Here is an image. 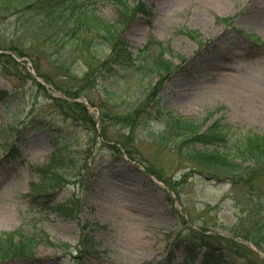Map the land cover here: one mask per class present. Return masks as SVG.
Listing matches in <instances>:
<instances>
[{"label":"rangeland","instance_id":"rangeland-1","mask_svg":"<svg viewBox=\"0 0 264 264\" xmlns=\"http://www.w3.org/2000/svg\"><path fill=\"white\" fill-rule=\"evenodd\" d=\"M85 2L93 32L131 17L121 33L136 62L102 67L98 76L85 48L75 52L77 42L60 34L35 43L51 85L34 76L30 58L0 61V90L8 92L0 95V240L24 237L32 254L3 260L0 250V264H211L207 245L194 252L198 232L231 262L264 264V184L209 179L186 143L188 124L218 125L229 145L246 134L264 137V0ZM7 3L0 2L1 47L18 26L29 30L6 17ZM31 36L14 40L23 49ZM145 48L151 61L169 60L171 71H146ZM61 53L71 69L55 62ZM66 93L80 94L75 101L94 130L49 98ZM43 169L56 174L49 179Z\"/></svg>","mask_w":264,"mask_h":264},{"label":"trees","instance_id":"trees-1","mask_svg":"<svg viewBox=\"0 0 264 264\" xmlns=\"http://www.w3.org/2000/svg\"><path fill=\"white\" fill-rule=\"evenodd\" d=\"M6 1H8L6 4L7 8L3 9L10 12L6 15V17L14 15L20 24L27 22L28 29L31 31L22 26H18V28L14 31L15 33L13 35L12 42H10V44L6 47L0 46V51L4 52L0 54V61L3 60L5 64H20L16 61L13 55L19 58H30L36 67L38 76L44 78L49 84H53V82H51L42 72L41 67L38 65L39 63L36 62L37 53L41 49L38 45H35V43L37 40L38 44H40V38H43V42L46 44L48 40L52 39L57 34L65 35V37L62 38V42L63 39L66 38H72L76 41L77 45L75 46V52L77 51L83 53L85 48L84 51H86L88 68H91L92 66L100 67L98 76L104 71L103 70L101 72L102 67L110 65V68L111 65H114L123 68L126 66H134L136 62V59L133 58V54L128 49V43H126L121 33L123 26L130 20L131 17L123 18L121 21L114 24H99L97 32H93L90 27L87 26L88 22H86L82 16L85 15V0H0V2ZM37 23H39V25H37ZM31 24L36 25V29H34ZM25 31L32 36L30 40L27 39L25 42L27 43V46L24 44V48L22 49L16 44L14 39L17 38V43L20 39L25 40ZM93 46L96 49L94 52ZM103 48L107 49V51L104 52L102 50ZM97 49H101L102 55L98 53ZM57 50L59 53L61 52L59 48H57ZM7 51L10 53H6ZM58 51H55L54 54H57ZM44 52L47 56L49 55L48 48L44 49ZM67 54L64 56L61 53V56L59 55L58 57L59 60L57 58L55 60L57 64L58 62H63L61 65L65 70L71 69V62H69L66 58ZM142 56L144 58L142 61L145 64V69H147L146 71L160 73H162V71L165 73H169L171 71L172 65L164 56L153 62L151 61L146 48L142 52ZM83 78H86V74ZM38 86L42 90H46L42 84L38 83ZM7 93V91H0V95H6ZM65 95L66 98H49L56 103L59 111H61L65 116L70 117L78 123L84 122L88 125V127H90V129L94 130L95 119L92 115H90L86 106L75 101L80 94L66 93ZM165 117H168V113L166 111L162 114V118L165 119ZM126 119L128 118L126 117ZM178 120L180 119L178 118ZM131 124V128H137L133 122ZM32 125L34 129H43L41 123L36 124L32 122ZM187 128L190 138L187 137L186 143L191 145L193 144V146H195L193 149L194 153H192V159H194L200 167L199 169L203 170L201 171L202 173H208L207 175H209L210 178L214 177L213 174L216 176L221 175L220 179L228 180L231 184L236 186L249 185L252 188H255L258 187V184H264V182H262L264 173H261V171L264 170V137L252 133L246 134L241 138V140H239L240 142L237 141L234 144L229 145V141H227V136L224 133V130L219 128L218 125L214 124L212 127L203 131H195L196 127L194 124H188ZM11 130L18 132V129L14 127H12ZM25 131L27 132L28 130ZM123 147L129 155V149L125 146ZM112 149L120 151V148L116 145L112 147ZM224 152L234 154L235 158L230 159L226 154H224ZM52 163H54V160ZM59 163L61 164L62 162ZM50 167L52 166H49L48 168ZM151 172L156 176H159V174L155 171L152 170ZM41 174L43 176L49 175V179H51L52 174H56V172L54 173L52 171L49 173L43 169L41 170ZM255 181L257 182L254 183ZM57 185L58 186H53L54 188H52V186L50 188L54 190L59 187V183ZM258 190L259 189H255L254 191ZM6 238V241L2 242L0 240V244H3V247H0V250H2L1 257L3 260L14 257H29L32 255L27 251L28 248L24 237L21 238L17 244L14 241V234L9 235ZM195 239L197 241L196 243H198L195 247H198L199 244L207 245L208 252L205 257L206 261L209 260V263L212 260L213 263L211 264L234 263L221 252L223 251V248L218 250L219 248L217 247H211L207 236L199 233L195 234ZM218 252H220L219 255Z\"/></svg>","mask_w":264,"mask_h":264}]
</instances>
